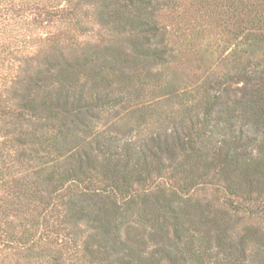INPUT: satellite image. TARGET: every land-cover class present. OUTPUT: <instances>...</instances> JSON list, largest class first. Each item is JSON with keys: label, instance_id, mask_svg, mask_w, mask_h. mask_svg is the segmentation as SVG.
<instances>
[{"label": "trees", "instance_id": "16d2710c", "mask_svg": "<svg viewBox=\"0 0 264 264\" xmlns=\"http://www.w3.org/2000/svg\"><path fill=\"white\" fill-rule=\"evenodd\" d=\"M25 5L0 264H264V0Z\"/></svg>", "mask_w": 264, "mask_h": 264}, {"label": "rangeland", "instance_id": "374dc122", "mask_svg": "<svg viewBox=\"0 0 264 264\" xmlns=\"http://www.w3.org/2000/svg\"><path fill=\"white\" fill-rule=\"evenodd\" d=\"M26 1L0 0L2 10L15 9L6 16L0 13V86L11 76L21 74L25 59H32L46 49L45 39L59 29V24L56 28L35 24L27 7L22 8Z\"/></svg>", "mask_w": 264, "mask_h": 264}]
</instances>
